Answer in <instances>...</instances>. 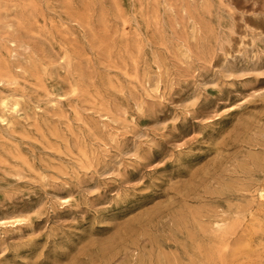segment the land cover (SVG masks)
I'll return each mask as SVG.
<instances>
[{"label":"rangeland","instance_id":"obj_1","mask_svg":"<svg viewBox=\"0 0 264 264\" xmlns=\"http://www.w3.org/2000/svg\"><path fill=\"white\" fill-rule=\"evenodd\" d=\"M263 194L264 0H0V264H264Z\"/></svg>","mask_w":264,"mask_h":264},{"label":"bare ground","instance_id":"obj_2","mask_svg":"<svg viewBox=\"0 0 264 264\" xmlns=\"http://www.w3.org/2000/svg\"><path fill=\"white\" fill-rule=\"evenodd\" d=\"M77 21V20H76ZM15 45V44H14ZM71 85V84H70ZM85 94V93H84ZM45 111V110H44ZM25 112V111H24ZM73 138V137H72ZM4 139V138H3ZM242 141V140H241ZM49 158V157H48ZM54 162V161H53ZM78 162V161H77ZM23 163V162H22ZM25 163V162H24ZM82 171V170H81ZM53 177V176H52ZM264 195V194H263ZM262 195V196H263ZM166 206V205H165ZM179 212V211H178ZM222 215V214H221ZM219 222H217L218 228H221V225L218 224ZM229 224V223H228ZM207 225V224H206ZM229 227V226H228ZM231 227V226H230ZM225 228V227H224ZM228 230V229H227ZM221 231V230H220ZM222 232V231H221ZM230 233V232H229ZM221 235V234H220ZM228 236V235H227ZM232 236V235H231ZM239 245V244H238ZM227 247V245H225V248ZM215 251V250H214ZM209 255V254H208ZM209 261V260H208ZM223 261V260H222Z\"/></svg>","mask_w":264,"mask_h":264}]
</instances>
